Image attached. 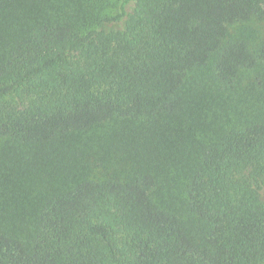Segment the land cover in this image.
<instances>
[{
	"label": "trees",
	"instance_id": "16d2710c",
	"mask_svg": "<svg viewBox=\"0 0 264 264\" xmlns=\"http://www.w3.org/2000/svg\"><path fill=\"white\" fill-rule=\"evenodd\" d=\"M251 21L264 0H0V264H264Z\"/></svg>",
	"mask_w": 264,
	"mask_h": 264
},
{
	"label": "rangeland",
	"instance_id": "374dc122",
	"mask_svg": "<svg viewBox=\"0 0 264 264\" xmlns=\"http://www.w3.org/2000/svg\"><path fill=\"white\" fill-rule=\"evenodd\" d=\"M236 32L250 38L254 46L264 44V21H251L236 26ZM246 86V84H244Z\"/></svg>",
	"mask_w": 264,
	"mask_h": 264
}]
</instances>
